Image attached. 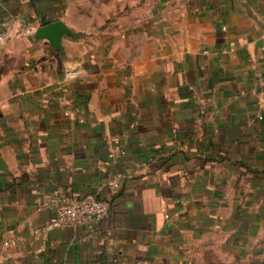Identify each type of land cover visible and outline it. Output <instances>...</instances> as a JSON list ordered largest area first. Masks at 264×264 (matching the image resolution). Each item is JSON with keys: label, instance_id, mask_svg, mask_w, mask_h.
I'll list each match as a JSON object with an SVG mask.
<instances>
[{"label": "crops", "instance_id": "crops-1", "mask_svg": "<svg viewBox=\"0 0 264 264\" xmlns=\"http://www.w3.org/2000/svg\"><path fill=\"white\" fill-rule=\"evenodd\" d=\"M0 264H264V0H0Z\"/></svg>", "mask_w": 264, "mask_h": 264}, {"label": "built area", "instance_id": "built-area-1", "mask_svg": "<svg viewBox=\"0 0 264 264\" xmlns=\"http://www.w3.org/2000/svg\"><path fill=\"white\" fill-rule=\"evenodd\" d=\"M35 29L36 27L34 25H29L23 28L22 33L30 35L34 33ZM116 144L115 150L117 154L124 156L126 154L125 148L118 141H116ZM115 150L110 151L108 156L114 157ZM117 180L118 178L114 179L111 185L117 187ZM42 205L51 212V215L49 222L41 228L35 229V233H46L53 228L64 226L92 228L98 225L107 215L109 208L106 200H102L93 194L84 197H75L63 190H58L48 195ZM9 244V241L4 242V245Z\"/></svg>", "mask_w": 264, "mask_h": 264}, {"label": "water", "instance_id": "water-1", "mask_svg": "<svg viewBox=\"0 0 264 264\" xmlns=\"http://www.w3.org/2000/svg\"><path fill=\"white\" fill-rule=\"evenodd\" d=\"M71 30L63 20H57L35 29L34 35L37 39H45L50 42L56 50H62V37L70 35Z\"/></svg>", "mask_w": 264, "mask_h": 264}, {"label": "trees", "instance_id": "trees-1", "mask_svg": "<svg viewBox=\"0 0 264 264\" xmlns=\"http://www.w3.org/2000/svg\"><path fill=\"white\" fill-rule=\"evenodd\" d=\"M48 23H50V21H48V20H41L40 25L42 26V25H46V24H48ZM71 35L74 36V37H79V36H80V34H78V33H73V32H72Z\"/></svg>", "mask_w": 264, "mask_h": 264}, {"label": "rangeland", "instance_id": "rangeland-1", "mask_svg": "<svg viewBox=\"0 0 264 264\" xmlns=\"http://www.w3.org/2000/svg\"><path fill=\"white\" fill-rule=\"evenodd\" d=\"M216 261L218 260V259H215Z\"/></svg>", "mask_w": 264, "mask_h": 264}]
</instances>
